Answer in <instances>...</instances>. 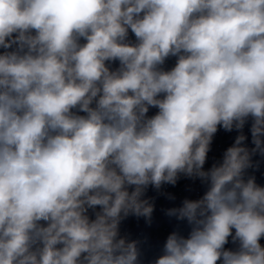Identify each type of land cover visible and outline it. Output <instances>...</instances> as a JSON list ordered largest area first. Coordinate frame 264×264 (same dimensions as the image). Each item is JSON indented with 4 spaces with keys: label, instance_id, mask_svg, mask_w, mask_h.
<instances>
[{
    "label": "clouds",
    "instance_id": "1",
    "mask_svg": "<svg viewBox=\"0 0 264 264\" xmlns=\"http://www.w3.org/2000/svg\"><path fill=\"white\" fill-rule=\"evenodd\" d=\"M0 49V264H139L121 222L181 176L154 264H264V0H0Z\"/></svg>",
    "mask_w": 264,
    "mask_h": 264
}]
</instances>
